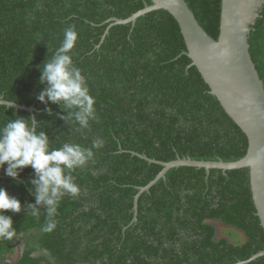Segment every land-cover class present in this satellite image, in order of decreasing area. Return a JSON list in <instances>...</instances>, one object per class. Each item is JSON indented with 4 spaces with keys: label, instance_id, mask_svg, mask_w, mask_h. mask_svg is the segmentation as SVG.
Masks as SVG:
<instances>
[{
    "label": "trees",
    "instance_id": "1",
    "mask_svg": "<svg viewBox=\"0 0 264 264\" xmlns=\"http://www.w3.org/2000/svg\"><path fill=\"white\" fill-rule=\"evenodd\" d=\"M214 38L220 34L222 0H186ZM152 0H0V95L35 111L0 104V125L32 117L54 148L65 143L103 147L73 175L81 193L65 196L59 223L42 232L47 219L28 217L35 203L30 166L18 178L0 170V186L24 205L13 215L18 236L0 241V264H264V228L254 203L250 169L173 167L166 179L136 195L163 166L178 157L235 161L248 139L211 93L192 59L179 24L165 9L141 15L136 24L109 27ZM75 26L74 62L88 79L97 119L85 129L64 117L59 103L41 102L42 65L67 28ZM105 36V37H104ZM250 53L264 81V4L249 33ZM7 106V109L6 107ZM50 109V111L48 110ZM6 167V165H5ZM19 181V182H17ZM219 219L243 232L245 241L216 239L209 223ZM21 240V255L14 261Z\"/></svg>",
    "mask_w": 264,
    "mask_h": 264
},
{
    "label": "water",
    "instance_id": "2",
    "mask_svg": "<svg viewBox=\"0 0 264 264\" xmlns=\"http://www.w3.org/2000/svg\"><path fill=\"white\" fill-rule=\"evenodd\" d=\"M145 3L126 19L111 18L109 25L119 23L136 24L137 19L147 12L159 9L169 11L177 20L184 37L187 50L183 53L192 59L226 112L245 132L248 149L242 158L235 161L196 160L191 157H178L166 162L134 152L149 162L161 164L164 168L146 186L140 187L136 195L137 213L140 194L150 190L173 167L194 166L223 170L248 167L250 182L257 214L264 228V81L261 78L250 53L249 33L260 15L264 0H222L220 34L216 39L201 25L186 0H152ZM105 37V36H104ZM0 104L35 111L34 105L26 106L8 101L0 95ZM264 255V250L254 254L247 262Z\"/></svg>",
    "mask_w": 264,
    "mask_h": 264
},
{
    "label": "clouds",
    "instance_id": "3",
    "mask_svg": "<svg viewBox=\"0 0 264 264\" xmlns=\"http://www.w3.org/2000/svg\"><path fill=\"white\" fill-rule=\"evenodd\" d=\"M77 42L78 33L73 25L65 30L55 55L42 65L40 82L46 83L47 87L40 92L38 99L61 104L70 110L64 117L66 120L87 129L97 119L96 99L83 70L74 62L73 50ZM36 127L32 117H17L0 125V170L15 179L24 168L30 166L34 169L35 176L30 183L36 196L35 203L26 205L30 209L28 217L38 219L42 214L39 206H46L44 215L47 219L42 232L50 234L58 226L59 207L65 196L76 197L82 191L73 173L88 162H94L95 150L102 148L104 142L96 139L90 147L65 143L54 148L49 135L37 132ZM23 208L18 197L0 186V241H12L18 236L13 215L6 213H20Z\"/></svg>",
    "mask_w": 264,
    "mask_h": 264
},
{
    "label": "rangeland",
    "instance_id": "4",
    "mask_svg": "<svg viewBox=\"0 0 264 264\" xmlns=\"http://www.w3.org/2000/svg\"><path fill=\"white\" fill-rule=\"evenodd\" d=\"M216 228H217V236L221 237H228L229 240H232L233 242L236 243H242L245 241V236L242 231L230 227V226H222L218 223H216ZM21 240H19L16 244V252L14 255L9 256V258L14 261L16 260L20 255H21Z\"/></svg>",
    "mask_w": 264,
    "mask_h": 264
},
{
    "label": "flooded vegetation",
    "instance_id": "5",
    "mask_svg": "<svg viewBox=\"0 0 264 264\" xmlns=\"http://www.w3.org/2000/svg\"><path fill=\"white\" fill-rule=\"evenodd\" d=\"M188 157H190V156H188ZM164 168V167H163ZM162 168V169H163ZM161 169V170H162ZM160 173V172H159ZM158 173V174H159ZM157 174V175H158ZM166 177H167V174H166ZM162 179V178H161ZM163 179H166V178H163ZM155 185V184H154ZM146 186V185H145ZM209 223H212L213 225H215V227H216V223H218V224H220V225H222V226H228V225H226V224H224L221 220H219V219H210L209 221H208ZM230 227H232V226H230ZM217 229V228H216ZM225 237V236H224ZM216 239H220V238H222L221 236H217V233H216V237H215ZM225 238H228V237H225ZM229 239V238H228ZM230 241H232V240H230Z\"/></svg>",
    "mask_w": 264,
    "mask_h": 264
}]
</instances>
